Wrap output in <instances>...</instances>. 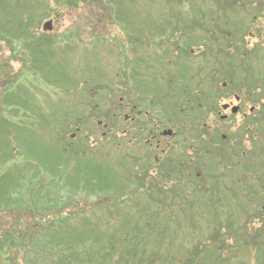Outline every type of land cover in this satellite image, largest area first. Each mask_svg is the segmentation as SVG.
Listing matches in <instances>:
<instances>
[{"label": "rangeland", "instance_id": "rangeland-1", "mask_svg": "<svg viewBox=\"0 0 264 264\" xmlns=\"http://www.w3.org/2000/svg\"><path fill=\"white\" fill-rule=\"evenodd\" d=\"M5 1L6 12L1 15V24L6 20L4 25L13 26L14 17L20 14L33 25L24 38L27 45L18 39L13 41L15 48L22 52V59L12 56L4 39L8 34L0 41V134H6L0 135V146H3L2 140L6 143L5 156L0 155V215L8 216L10 208L22 212L21 219L18 218L20 230H28L34 222L51 229L61 218H68L67 221L71 218L69 224L78 230H70L68 240L77 243L75 238L78 241L85 238V246L102 247L110 254L105 264H114L118 255L122 256V264H137L141 259L142 264H161L155 259L156 252L163 256L162 263L174 262L195 244L209 246L208 252L199 257L208 258L200 260L205 264H213L214 260L218 264H264V129L259 133L256 122L252 132L255 129L260 137L252 146L245 141L246 153H241L244 158L249 153L246 159L250 163L237 166L232 159L230 165L215 164L201 169L213 160L197 156L191 162L192 178L178 186L164 179L162 192L153 182L142 187L134 183L128 168L130 162L123 160L121 154L118 158L114 148H118L113 145L116 137L110 143L102 138V128L98 133L99 121L102 124L107 121L109 126L116 123L108 118L107 109L100 102L106 93L116 92L118 74L123 73V58L129 60L145 53L151 62L163 58L156 50L157 43L176 24L184 27L185 36L194 38L192 48H199L195 36L198 32L206 38L217 33L230 36L229 41H219V44L212 41L213 47L222 56L228 42L237 45L243 53L233 54L244 58L236 67L248 68L246 76H241L238 82L245 84L246 78L248 88H258L253 94L263 103L264 8L258 5L264 6V0ZM67 1L72 2L70 7ZM46 23L50 27L45 31ZM251 30L255 35L245 39ZM42 37L52 40L53 44L46 48L41 44ZM125 39L132 42L128 45ZM31 41L37 43L29 46ZM258 45L261 47L253 49ZM120 46H124L122 50ZM47 72L56 83L46 82ZM56 72L58 78L53 76ZM187 72L186 67L181 70L183 74ZM165 73L163 70L162 76ZM188 83L196 87L195 79L189 78ZM134 88L146 95L150 93L138 80ZM168 94L176 96L180 108L184 105L181 100L186 95L179 85L169 83V89L156 88L158 98ZM5 98L9 101L1 102ZM13 100L16 105L12 104ZM254 105L259 108L256 103L247 107ZM232 121L229 127L243 125L241 117ZM196 145L200 149L205 146L204 143ZM261 145L263 149L254 151V147ZM215 146L211 140L210 149ZM236 148V144H230L228 152ZM118 159L122 166L118 165ZM220 159L226 161L225 157ZM195 172L201 176H193ZM86 175L94 180L100 176L107 178L104 187L110 190L94 188L86 195L83 184ZM32 178L41 183V191L46 196L38 193L29 196L27 183ZM99 200L106 202L88 207ZM34 209L38 212L33 214L34 218L23 217L22 214L27 215ZM42 215L44 219L38 218ZM148 221L150 229L141 231L138 226ZM1 222L0 232L15 221L4 217ZM85 224L90 226L88 233L81 232ZM161 229L169 232L162 235ZM220 232L228 233L219 237L221 242L226 240L228 248L215 249L209 240L210 235L214 237ZM127 247L132 249L124 251ZM9 256L6 250L1 252L0 264L7 263Z\"/></svg>", "mask_w": 264, "mask_h": 264}, {"label": "flooded vegetation", "instance_id": "flooded-vegetation-1", "mask_svg": "<svg viewBox=\"0 0 264 264\" xmlns=\"http://www.w3.org/2000/svg\"><path fill=\"white\" fill-rule=\"evenodd\" d=\"M177 25L170 28L176 32L163 34L157 43L156 50L163 58L151 62L148 53L133 56L127 61L123 58L117 101H111L113 116L117 117L116 129L105 130L103 136L112 132L111 136L115 135L118 140L119 155L123 159H131L144 175L151 179H170L175 185H180L189 178L193 170L191 162L197 156L210 160L216 154L219 156V146L215 150L210 149V141L216 142L218 132L239 129V125H228L237 117H241L242 124L251 117L253 108L247 107L250 98L238 96L242 84L236 81L235 45L228 42L222 56L213 47L212 41L219 44V41H229L230 36L217 33L212 38H206L204 33L198 32L195 36L199 48H192L194 38L185 36L184 27ZM125 42L129 45L132 40L125 39ZM225 56L228 58L223 61ZM184 67L188 69L185 74L181 73ZM244 69L247 72L246 66ZM163 70H166L164 76ZM189 78L195 79V88L188 83ZM137 80L149 88V95L134 88ZM169 83L179 85L186 97L192 96L186 99L181 108L179 104L172 106L167 99L155 95L157 87L169 88ZM108 97L106 93L103 98L106 103ZM245 124L250 125L251 120ZM192 128L199 130L200 140L208 146L207 150H202V154L200 148L188 138Z\"/></svg>", "mask_w": 264, "mask_h": 264}, {"label": "trees", "instance_id": "trees-1", "mask_svg": "<svg viewBox=\"0 0 264 264\" xmlns=\"http://www.w3.org/2000/svg\"><path fill=\"white\" fill-rule=\"evenodd\" d=\"M5 2H6L5 0L4 1L0 0V20H2V16H1L2 13L5 14L6 12V10L5 11L3 10V7H5ZM68 2L69 1H67V3ZM70 4H72V2L68 3L67 6L70 7ZM10 15L12 17L15 15L14 10L10 12ZM14 20H15V23H13V26L4 25L6 23V20L2 21V24L0 23V41H2V38L7 36L6 34H8L10 38L7 36V38H4V39H6L8 42V47L10 48L12 52V56L15 57L16 55H18L20 59H22V52L21 51L19 52V50L15 48L13 41L14 39H18L21 41L22 45L26 44L25 43V39L27 38L26 36L27 34H30V28H31V25L33 24H29L30 21L27 19H23L20 16V14L19 15L16 14V17H14ZM48 26L50 27V25H48L47 23L44 24L45 31L47 30V28H49ZM13 35H16L17 37L13 38ZM44 36H47V35H44ZM41 41L44 42L41 44L45 45L46 48H48L50 44H53L52 40L49 41V39H46L44 37H42ZM36 43L37 41H31L29 46L33 47ZM122 47L123 46H120V50H122ZM53 76L55 78H58V73L56 72ZM51 77L52 75L47 72L45 75L46 82L56 83L55 81H53V79H51ZM60 79H62V75ZM6 101H9V100L7 98L1 100V102H4V103ZM12 104L16 105V101L13 100ZM112 105L113 103L109 101V106L111 107ZM1 114L3 115V112ZM17 115L18 114H13L14 117H17ZM198 144H201V143H198ZM5 146H6V143H4V146H2L0 149V155L3 157L5 156ZM239 148H242V146L240 145ZM237 150L239 151L240 149H237ZM107 180H108L107 178H104L102 176H100L98 179L96 177L95 180L90 179L87 176L85 180L83 179V184L86 187V190H85L86 195H88L89 191L90 192L93 191L94 188L98 189L99 191H104V190L109 189V188L104 187L105 186L104 183ZM139 186H141V184H139ZM42 187H41V183L37 182L35 178L29 179L27 183L29 196L31 197L33 193H38L39 195L44 194V196H46V192L41 191ZM84 197L85 196H83V198ZM103 199H106V198H103ZM105 202H106L105 200H99L97 204L94 202L90 204L88 207L94 208L97 205L104 204ZM13 203L15 202L13 201ZM47 203L49 204V201ZM89 203H86V205ZM182 209H184V207L181 208V210ZM7 212H8L7 214L8 216L0 215V224L2 223L1 221H4V217L5 219H7V221H10L11 219L15 222H12L11 226H9L7 230L4 229L2 232H0V253L6 250L10 254L7 260L8 262L7 263L4 262V264H105L110 259L109 257L110 254L105 252L102 247L93 245V247L89 248L85 246L84 244V242L86 241L85 238H82V240L80 241H78L75 238L74 241L76 240L77 243L70 242L68 240L69 231L78 230L76 227L71 226L69 224L71 218L68 221L66 220L68 218H61L60 222H58L57 224H54V227H52L51 229H49L48 227H45L47 228L45 229L44 226L40 222H34L31 226L28 227L29 228L28 230H20L18 226L20 225L19 220L21 219V217L19 215H21L22 212L19 211L20 214H18L19 212H17L13 208H10L9 210H7ZM34 213L38 214L37 209L30 210V213L27 215L25 214H22V215L25 219L27 217L34 218L33 216ZM38 218L44 219L45 216L44 215L38 216ZM43 219H40V220H43ZM142 225L138 227H141V231H144V229H147V228L150 229L151 222L150 221L144 222ZM2 227L4 226L2 225ZM152 229H154V226L152 227ZM89 231H90V226L88 224H85L81 232L88 233ZM167 232H169L168 229H161L162 235H165V233ZM76 234H77L76 237H78L79 232H76ZM227 234L228 233L220 232V233H216L214 237L210 235L209 240L215 244L216 246L215 249L228 248L229 245L225 242L226 240L224 242L219 241V237L226 236ZM85 236L87 237L88 234H85ZM170 244H172V242L168 243V245ZM205 247H206L205 244H201V245L195 244L194 248L192 247L191 250L185 251L182 258L179 260L180 257H178L177 261L174 260V262L173 260H171L169 263H162L161 259H163V256L158 252H156L158 255L157 256L155 255L156 256L155 259L158 260L161 264H205L201 262L200 260L208 259V258H204V257L199 258L200 255H203L206 252H208L207 250L209 249V246L206 248ZM128 249H132V248L127 247L124 249V251ZM215 253L217 254V252ZM130 257L133 258L134 256H130ZM140 261L137 264H142L140 263ZM164 261L166 260L164 259ZM113 263L122 264L123 263L122 256L118 255ZM213 264H217L216 260H214Z\"/></svg>", "mask_w": 264, "mask_h": 264}]
</instances>
